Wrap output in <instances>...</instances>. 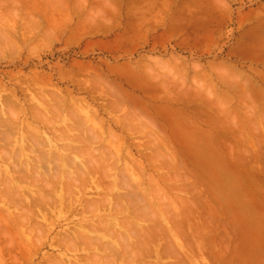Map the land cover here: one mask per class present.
<instances>
[{
    "label": "rangeland",
    "instance_id": "374dc122",
    "mask_svg": "<svg viewBox=\"0 0 264 264\" xmlns=\"http://www.w3.org/2000/svg\"><path fill=\"white\" fill-rule=\"evenodd\" d=\"M9 3L0 6V189L10 192L0 190V264H264V0ZM52 147L68 157L64 168ZM111 218L138 221L125 228L127 249L139 250L125 251L104 225L105 242L74 241L82 225Z\"/></svg>",
    "mask_w": 264,
    "mask_h": 264
},
{
    "label": "bare ground",
    "instance_id": "6f19581e",
    "mask_svg": "<svg viewBox=\"0 0 264 264\" xmlns=\"http://www.w3.org/2000/svg\"><path fill=\"white\" fill-rule=\"evenodd\" d=\"M2 1H5V2L3 3ZM7 1H8V3H9V1L12 2V0H0V3H1V2L3 3V4H0V6H2V5L5 6V5H6L5 3H7ZM16 1H17V0H16ZM32 1H34V0H31V2H32ZM41 1H42V0H41ZM51 1H52V0H51ZM54 1H55V0H54ZM11 2L8 4V6H12V3H11ZM45 2H46V1H45ZM14 3H15V0H14ZM28 3H29V2H28ZM43 3H44V2H43ZM4 4H5V5H4ZM18 5H19V2H18ZM25 5H26V4H25ZM14 7H15V6H14ZM8 8L10 9V7H8ZM19 8H20V7H19ZM14 9H15V8H14ZM2 10H3V9H2ZM6 10H8V9L6 8ZM3 11H5V10H3ZM10 11H11V10H10ZM7 12H8V11H7ZM7 12H6V13H7ZM27 12H28V11H27ZM27 12H26V13H27ZM23 13H24V12H23ZM8 14H9V13H8ZM17 14H18V13H17ZM24 14H25V13H24ZM2 15H3V13H2ZM2 15L0 14L1 17H2ZM4 15H5V14H4ZM15 15H16V14H15ZM28 15H29V14H28ZM8 17H10V15H8ZM14 17H15V16H14ZM24 19H25V18H24ZM6 20H7V19H6ZM0 21H1V20H0ZM2 23H3V22H2ZM8 24H9V23H8ZM0 25H1V24H0ZM6 25H7V24H6ZM0 28H1V26H0ZM262 81H263V80H262ZM237 85H239V82L237 83ZM247 85H248V84H247ZM255 85H256V84H255ZM245 87H246V86H245ZM258 87H259V86H258ZM258 87H257V88H258ZM247 88H248V87H247ZM250 90H251V89H250ZM262 90H263V89H262ZM262 90H261V91H262ZM240 91H241V90H240ZM263 91H264V90H263ZM235 92H237V91H235ZM38 93H40V92H38ZM238 93L241 95L240 92H238ZM258 93H260V92H258ZM263 93H264V92H262V94H263ZM54 95H55V94H54ZM58 95H59V94H58ZM119 95H120V94H119ZM247 95H248V94H247ZM247 95H246V96H247ZM51 96H52V95H51ZM243 96H244V95H243ZM248 96H249V95H248ZM250 96H251V95H250ZM55 97H56V96H55ZM58 97H59V96H58ZM58 97H57V98H58ZM38 98H39V97H38ZM60 98H61V97H60ZM123 98H124V97H123ZM242 98H245V97H242ZM246 98H247V97H246ZM260 98H261V97H260ZM4 99H5V98H4ZM6 99H7V97H6ZM6 99H5V102H6ZM40 99H41V98H40ZM121 99H122V98H121ZM248 99H250V98H248ZM248 99H247V102H248ZM41 100H42V99H41ZM44 100H45V99H44ZM44 100H43V101H44ZM57 100H58V99H57ZM59 101H60V100H59ZM59 101H58V102H59ZM249 101H250V100H249ZM252 101H253V99H252ZM16 102H17V100H16ZM62 102H63V101H62ZM253 102H254V101H253ZM2 103H3V102H2ZM17 103H18V102H17ZM56 103H57V102H56ZM120 103H122V102H120ZM227 103H228V102H227ZM249 103H250V102H249ZM254 103H256V102H254ZM3 104H4V103H3ZM15 104H16V103H15ZM35 104H36V103H35ZM45 104H46V103H45ZM60 104H61V102H60ZM62 104H63V103H62ZM83 104H84V103H83ZM83 104H82V105H83ZM114 104H115V103H114ZM11 105H12V104H11ZM112 105H113V104H112ZM118 105H119V104H118ZM251 105H252V103H251ZM253 105H254V104H253ZM46 106H47V104H46ZM57 106H58V105H57ZM63 106H64V105H63ZM119 106H120V105H119ZM121 106H123V104H122ZM242 106H243V105H242ZM246 106H247V105H246ZM254 106H255V105H254ZM254 106H253V108H254V109H253V113H254V110H255L256 108H258V107H257L258 105L255 106L256 108H255ZM10 107H11V106H10ZM48 107H49V106H48ZM59 107H60V106H59ZM61 107H62V106H61ZM72 107H73V106H72ZM123 107H124V106H123ZM128 107H129V106H128ZM227 107H228V106H227ZM57 108H58V107H57ZM62 108H63V107H62ZM70 108H71V107H70ZM244 108H245V107H244ZM8 109H9V108H8ZM10 109H11V108H10ZM15 109H16V108H15ZM49 109L51 110V108H49ZM238 109H239V108H238ZM12 110H13V109H12ZM23 110H24V109H23ZM23 110H22V111H23ZM41 110H42V109H41ZM67 110H68V109H67ZM74 110H75V109H74ZM247 110H248V109H247ZM263 110H264V107H262V111H261L262 114L259 112V114H260L261 116L264 115V113H263L264 111H263ZM14 111H15V110H14ZM17 111H18V108H17ZM20 111H21V109H20ZM24 111H25V110H24ZM24 111H23V112H24ZM42 111H43V110H42ZM51 111H52V110H51ZM54 111H55V110H54ZM57 111H58V110H57ZM250 111H251V109H250ZM255 111H256V110H255ZM6 112H7V111H6ZM25 112H26V111H25ZM246 112H247V111H246ZM11 113H13V112H11ZM226 113H227V112H226ZM16 114H17V112H16ZM32 114H33V113H32ZM41 114H42V113H41ZM43 115H44V114H43ZM10 116H11V115H10ZM17 116H18V115H17ZM35 116H37V115H35ZM56 116H57V115H56ZM248 116H250V114H249ZM251 116H253V118H251V120L253 119V121H254V119H256V120L258 119L257 116L255 117V115H253V114H252ZM32 117H34V116L32 115ZM38 117H39V116H38ZM41 117H42V116H41ZM44 117H46V116H43V118H44ZM68 117H69V116H68ZM254 117H255V118H254ZM263 117H264V116H263ZM263 117H262L261 120L264 121ZM57 118H58V117H57ZM3 119H4V118H3ZM35 119H36V117H35ZM46 119H47V117H46ZM53 119H55V118H53ZM61 119H62V118H61ZM95 119H96V118H95ZM36 120H37V119H36ZM59 120H60V119H59ZM231 120H232V119H231ZM234 120H235V119H234ZM234 120H233V121H234ZM256 120H255V121H256ZM3 121H4V120H3ZM41 121H42V120H41ZM47 121H48V120H47ZM73 121H74V120H73ZM235 121H236V120H235ZM235 121H234V122H235ZM255 121L252 122L251 127H252V125H254V127H255L254 129L257 130V131H256V130H254V131H255V132H258V131H260L259 128H257V124H258L257 121H258V120H257L256 122H255ZM7 122H9V121L7 120ZM7 122H6V123H7ZM52 122H53V123H56V122H54V121H52ZM42 123H43V122H42ZM44 123L46 124V121H45ZM223 123H224V122H223ZM243 123H244V122H243ZM255 123H256V125H255ZM3 124H4V123H3ZM24 124H25V123H24ZM103 124H104V123H103ZM221 124H222V120H221ZM249 124H250V123H249ZM5 125H7V124H5ZM5 125H2V126L4 127ZM54 125H55V124H54ZM141 125H142V124H141ZM222 125H223V124H222ZM238 125H239V124H238ZM9 126H11V125L9 124ZM78 126H79V125H78ZM139 126H140V125H139ZM263 126H264V124H263ZM127 127H128V126H127ZM258 127H259V126H258ZM129 129H131V128H129ZM136 129H137V128H136ZM8 130H9L8 132H10V129H8ZM50 130H51V129H50ZM110 130H111V129H110ZM251 130L253 131V129H251ZM2 131H3V130H2ZM2 131H0V132H2ZM26 131H28V130H26ZM53 131H55V130L53 129ZM108 131H109V130H108ZM24 132H25V131H24ZM60 132H61V131H60ZM255 132H254V133H255ZM54 133H56V132H54ZM88 133H89V132H88ZM97 133H98V132H97ZM8 134H9V133H8ZM12 134H14V133H12ZM15 134H16V133H15ZM27 134H28V133H27ZM29 134H30V133H29ZM64 134H65V133H64ZM66 134H68V132H67ZM66 134H65V136H66ZM99 134H100V133H99ZM255 134H257V133H255ZM4 135H5V133H4ZM4 135H3V136H4ZM31 135H32V134H31ZM80 135H81V134H80ZM89 135H90V134H89ZM113 135H115V133H113ZM221 135H222V134H221ZM257 135H259L258 137H260V133L257 134ZM29 136H30V135H29ZM33 136H34V135H33ZM58 136H59V135H58ZM78 136H79V134H78ZM78 136L75 135L76 138H77ZM82 136H84V135H82ZM109 136H110V135H109ZM61 137H62V136H60L59 138L61 139ZM67 137H68V138H71V137L73 138V136H71V137L66 136V139H68ZM79 137H81V136H79ZM84 137H85V136H84ZM98 137H100V136H98ZM110 137H111V136H110ZM112 137H113V136H112ZM112 137H111V138H112ZM116 137H117V136H116ZM116 137H115V138H116ZM258 137H256V138H258ZM7 138H8V137H7ZM12 138H13V137H11V139H12ZM59 138H57V139H59ZM81 138H82V140H83V137H81ZM87 138H88V135H87ZM239 138H240V136H239ZM254 138H255V137H254ZM11 139H10V141H11ZM29 139H31V136H30ZM33 139H34V138H33ZM55 139H56V138H55ZM64 139H65V138H64ZM78 139H80V138H78ZM258 139H259V138H258ZM4 140H5V139H4ZM6 140H7V139H6ZM61 140H62V139H61ZM113 140H114V138H113ZM243 140H244V139H243ZM247 140H248V139H247ZM249 140H250V138H249ZM253 140H254V139H253ZM7 141H8V140H7ZM7 141H6V142H7ZM30 141H31V140H30ZM64 141H65V140H64ZM69 141H71V140L69 139ZM86 141H88V139H86V140L84 139V142H86ZM244 141H245V140H244ZM255 141H256V139H255ZM259 141H261V137H260L259 140L256 141L258 145H260V143H258ZM12 142H13V141H12ZM31 142H33V141H31ZM45 142H46V141H45ZM72 142H73V140H72ZM74 142H75V141H74ZM76 142H78V141L76 140ZM88 142H91V141H88ZM168 142H169V141H168ZM247 142H248V141H247ZM10 143H11V142H10ZM36 143H37V142H36ZM78 143H80V142H78ZM97 143H98V142H97ZM249 143H250V142H249ZM83 144H84V143H83ZM89 144H90V143H89ZM92 144H93V142H92ZM257 144H256V145H257ZM5 145H6V144H5ZM27 145H28V144H27ZM67 145H68V144H67ZM70 145L73 146V144H70ZM70 145H68V146L66 147V148H68L69 150L71 149V148H70V147H71ZM258 145H257V146H258ZM261 145H262V146L264 145L262 141H261ZM47 146H48V145H47ZM62 146H63V145H62ZM69 146H70V147H69ZM101 146H102V145H101ZM106 146H107V145H106ZM7 147H8V146H7ZM64 147H65V145H64ZM79 147H80V146H79ZM87 147H88V146H87ZM89 147H92V146H89ZM42 148H43V146H42ZM52 148H53V147H52ZM54 148H55V146H54ZM54 148H53V150H54L55 153H56V155H54L55 157H54V156L50 157V155H49L50 152L47 153V152H45V151L41 152V153L43 154V156H42V155H40V156H42L43 158H44V157L46 158V157H48V155H49L50 159H53L54 162H57V160H54V159H56V158L59 157V158H58V161H59V160L62 159L63 157L60 158V156L57 155V149H54ZM66 148H65V149L62 148V151H59V150H58V152H61V153H60L61 156L63 155L62 153L64 152V150H66ZM96 148H97V147H96ZM256 148H257V147H256ZM9 149H10V148H9ZM9 149H8V148L6 149V150H7V153H8V150H9ZM11 149H12V148H11ZM19 149H20V148H19ZM43 149H44V148H43ZM63 149H64V150H63ZM72 149H74V148L72 147ZM72 149H71V150H72ZM4 150H5V149H4ZM28 150H30V147H29ZM32 150H33V149H32ZM32 150H31V151H32ZM40 150H41V148H40ZM98 150H99V148H98ZM105 150H106V148H105ZM107 150H108V148H107ZM113 150H114V149H113ZM2 151H3V150H2ZM31 151H30V152H31ZM50 151H51V149H50ZM80 151H81V150H80ZM84 151H85V150H84ZM84 151H83V153H84V155H86ZM95 151H96V150H95ZM35 152H36V151H35ZM65 152H66V151H65ZM65 152H64V153H65ZM74 152H75V150H73L72 153H74ZM78 152H79V151H78ZM105 152H106V151H105ZM112 152H113V151H112ZM251 152H252V151H251ZM258 152H259V151H258ZM263 152H264V151H263ZM2 153H3V152H2ZM5 153H6V152H5ZM44 153H45L46 155H47V154H48V155L46 156ZM52 153H54V152H52ZM55 153H54V154H55ZM18 154H19V152H18ZM94 154H96V153H94ZM114 154H115V153H114ZM128 154H129V153H128ZM128 154H127V155H128ZM244 154H245V153H244ZM251 154H252V153H251ZM9 155H10V154H9ZM44 155H45V156H44ZM64 155H65V154H64ZM67 155H68V154L66 153V156H67ZM77 155H78V154H77ZM79 155H80V154H79ZM261 155H262V153H261ZM263 155H264V153H263ZM263 155H262V156H263ZM14 156L16 157L15 154H14ZM19 156H20V155H19ZM57 156H58V157H57ZM80 156H81V155H80ZM82 156H83V155H82ZM86 156H90V155L87 154ZM110 156H112V155L110 154ZM247 156H248V155H247ZM49 157H48V160H50ZM97 157H98V156H97ZM107 157H108V156H107ZM3 158H4V157H3ZM43 158L40 157L41 160H46V161H47V159H45V158L43 159ZM67 158H68V157H67ZM67 158H66V159H67ZM89 158H90V157H89ZM95 158H96V157H95ZM95 158H94V159H95ZM126 158H127V157H126ZM36 159H38V158H36ZM36 159H35V160H36ZM66 159H64V162H67V161H65ZM91 159H92V158H91ZM128 159H129V158H128ZM32 160H33V159H32ZM38 160H39V159H38ZM62 160H63V159H62ZM67 160H68V159H67ZM70 160H71V159H70ZM87 160H88V159H87ZM253 160H254V159H253ZM257 160H258V158H257ZM17 161H18V160H17ZM33 161H34V160H33ZM46 161H43V162L40 161V163L42 162V164H43V163L46 162ZM53 161H51V162L53 163ZM92 161H93V160H92ZM116 161H117V159H116ZM130 161H131V160H130ZM254 161H255V160H254ZM263 161H264V160H263ZM25 162H26V161H25ZM62 162H63V161H62ZM62 162H61V160L59 161L60 166L63 165V164H61ZM64 162H63V163H64ZM68 162H69V161H68ZM93 162H94V161H93ZM105 162H106V160H105ZM256 162H257V161H256ZM259 162H260V160H259ZM46 163H47V162H46ZM70 163H71V162H70ZM72 163H73V162H72ZM98 163H99V161H98ZM55 164H56V163H55ZM66 164H67V163H66ZM88 164H90V162H88ZM106 164H107V163H106ZM116 164H118V163H116ZM116 164H115V166H117ZM262 164H263V163H262ZM12 165H13V164H12ZM15 165H16V164H15ZM23 165H24V164H23ZM85 165H87V164L85 163ZM92 165H93V164H92ZM260 165H261V164H260ZM60 166H59V167H60ZM65 166H67V165H65ZM80 166H81V165H80ZM95 166L97 167V166H99V165L96 164ZM102 166H103V165H102ZM104 166L106 167V165H104ZM109 166H110V165H109ZM113 166H114V165H113ZM26 167H27V166L25 165V168H26ZM32 167H33V165H32ZM32 167H31V169H32ZM37 167H38V166H37ZM46 167H47V166H46ZM99 167H101V165H100ZM107 167H108V166H107ZM17 168H18V167H17ZM44 168H45V167H44ZM63 168H64V165H63ZM73 168H74V167H73ZM87 168H88V170H89V169H90V170L92 169L93 171L95 170V168H91V167H89V166H87L86 168H81L82 172H84V173L81 172V173H82V174H81L82 176H84V175L86 174V173H85V170H86ZM101 168H103V167H101ZM111 168H113V167H111ZM22 169H23V168H22ZM57 169H58V168H57ZM66 169H67V168H66ZM83 169H84V170H83ZM97 169H98V168H97ZM99 169H100V168H99ZM106 169H107V168H106ZM106 169H105V170H106ZM108 169H109V168H108ZM108 169H107V170H108ZM142 169H143V168H142ZM24 170H25V169H24ZM88 170H87V171H88ZM90 170H89V171H90ZM92 170L89 172V174H91V173L93 172ZM105 170L103 169L104 172H105ZM107 170H106V171H107ZM109 170H111V169H109ZM120 170H121V169H120ZM21 171H22V170H21ZM30 171H31V170H30ZM34 171H35V170H34ZM34 171H31V172L34 173ZM54 171H55V170H54ZM58 171H59V170H58ZM75 171H76V170H75ZM75 171H74V172H75ZM97 171H99V170H97ZM18 172H20V171H18ZM24 172H25V171H24ZM59 172H61V171H59ZM67 172H68V171H67ZM94 172L96 173V170H95ZM94 172H93V173H94ZM100 172H101V171H100ZM104 172H102V173H104ZM123 172H124V171H123ZM123 172H121V173L123 174ZM25 173H26V172H25ZM87 173H88V172H87ZM102 173H101V174H102ZM105 173H106V172H105ZM20 174H21V175H24V174H22V172H20ZM76 174H77V173H76ZM83 174H84V175H83ZM98 174H99V173H98ZM26 175L28 176V174H26ZM34 175H35V173H34ZM36 175H37V174H36ZM38 175H39V174H38ZM38 175H37V176H38ZM92 175H93V174H92ZM99 175H100V174H99ZM105 175H106V174H105ZM124 175H125V174H124ZM31 176H32V175H31ZM44 176H45V175H44ZM47 176H48V175H47ZM50 176H51V175H50ZM82 176L80 177V180H81ZM103 176H104V174H103ZM18 177H19V176H18ZM22 177H24V176H22ZM41 177H42V175H41ZM53 177H54V176H53ZM67 177H68V176H66V178H67ZM84 177H85V178L87 177V179H89L88 177H90V176L87 174V175H85ZM94 177H95V176H94ZM44 178H45V177H44ZM44 178H43V179H44ZM51 178H52V177H51ZM51 178H50V179H51ZM57 178H58V177H57ZM60 178H63V175H62ZM168 178H169V177H168ZM18 179H19V178H18ZM20 179H21V177H20ZM27 179H28V178H27ZM38 179H39V178H38ZM43 179H41V180H43ZM53 179L55 180V177H54ZM73 179H75V177H74ZM73 179H72V180H73ZM78 179H79V178H78ZM22 180H23V179H22ZM22 180H21V181H22ZM34 180H35V178H34ZM34 180H33V181H34ZM45 180H46V179H45ZM59 180H61V179H59ZM59 180L57 179V181H55V182H58ZM66 180H68V178H67ZM75 180L77 181V179H75ZM100 180H101V182H102V179H101V178H100ZM104 180H105V179H104ZM104 180H103V181H104ZM1 181H2V180H1ZM10 181H11V180H10ZM37 181H38V180H37ZM50 181H51V180H50ZM70 181H71V180H70ZM78 181H79V180H78ZM86 181H87V180H86ZM106 181H107V179H106ZM2 182H3V181H2ZM24 182H25V180H24ZM24 182H23V183H24ZM61 182H62V181H61ZM82 182H83V181L81 180V183H82ZM101 182H99V183H101ZM123 182H124V181H123ZM125 182H126V181H125ZM150 182H151V181H150ZM0 183H1V182H0ZM4 183H5V182H4ZM26 183H27V181H26ZM37 183H38V182H36V184H37ZM44 183H45V182H44ZM58 183H59V182H58ZM65 183H66V182H65ZM73 183L77 184L76 182H73ZM83 183H84V182H83ZM90 183H91V182H90ZM7 184H9V182H8ZM32 184H34V182H33ZM48 184H49V186H50V183H48V182H47L46 186L49 188ZM53 184H54V183L52 182V185H53ZM55 184H56V183H55ZM55 184H54V185H55ZM61 184H62V183H61ZM67 184H68V183H67ZM69 184H70V183H69ZM75 184H73V185H75ZM79 184H80V182H79ZM79 184H78V185H79ZM108 184H109V185H108ZM108 184H107V185H108L109 187H111V185H112L113 183H112L111 185H110V183H108ZM151 184H153V183L151 182ZM9 185H10V184H9ZM42 185H43V184H42ZM62 185H64V184H62ZM80 185H81V184H80ZM107 185H106V187H108ZM153 185H154V184H153ZM46 186L44 185V187H46ZM64 186L66 187V185H64ZM67 186H68V185H67ZM69 186H70V185H69ZM104 186H105V185H104ZM129 186H130V185H129ZM134 186H135V185H134ZM134 186H133L132 188H135ZM62 187H63V186H62ZM121 187H122V186H121ZM155 187H158V186L156 185V186H154V188H155ZM5 188H6V187H5ZM16 188H17V187H16ZM42 188H43V187H42ZM50 188H51V187H50ZM50 188H49V189H50ZM59 188H60V187H59ZM92 188H93V187H92ZM6 189H7V188H6ZM49 189H46V190H49ZM57 189H58V186H57ZM105 189H106V188H105ZM105 189H104V190H105ZM121 189H122V188H121ZM123 189H126V188H124V186H123ZM155 189H157V188H155ZM0 190H4V192H5V189H0ZM9 190H10V189H9ZM50 190H51V189H50ZM65 190H66V188H65ZM84 190H85V189H84ZM106 190H107V189H106ZM109 190L112 191L111 188H109ZM153 190H154V189H153ZM16 191H17V190H16ZM51 191H52V190H51ZM66 191H67V190H66ZM81 191L83 192V190H81ZM155 191H156V190H155ZM155 191H154V192H155ZM2 192H3V191H2ZM8 192H9V191H8ZM8 192L6 191V192H5V195H6V193H8ZM13 192H14V191H13ZM21 192H22V191H21ZM35 192H36V191H35ZM43 192H44V191H43ZM49 192H50V191H49ZM69 192H72V191H69ZM69 192H68V194H69ZM26 193H27V192H26ZM37 193H38V192H37ZM44 193H45V192H44ZM74 193H75V192H74ZM109 193H110V192H109ZM109 193H108V194H109ZM112 193H113V192H112ZM112 193H110V194H112ZM132 193H133V192H132ZM139 193H141V192H139ZM161 193H162V192H161ZM9 194H10V192H9ZM19 194H20V192H19ZM27 194H28V193H27ZM39 194H40V192H39ZM50 194H51V192H50ZM63 194H64V193H63ZM63 194H62V196H63ZM68 194L66 195L67 197H68ZM77 194H78V193H77ZM96 194H97V193H96ZM100 194H101V193H100ZM110 194H109V195H110ZM116 194H117V193H116ZM122 194H123V193H122ZM129 194H131V193H129ZM51 195H52V194H51ZM109 195H108V196H109ZM114 195H115V194H114ZM117 195H118V194H117ZM117 195H116V196H117ZM125 195H126V194H125ZM3 196H4V194H3ZM6 196H7V195H6ZM8 196H9V195H8ZM8 196H7V197H8ZM17 196H18V195H17ZM27 196H28V195H27ZM58 196H59V195H58ZM64 196H65V194H64ZM66 196H65V197H66ZM71 196H73V195H71ZM106 196H107V195H106ZM106 196H105V197H106ZM164 196H165V195H164ZM168 196H169V195H168ZM7 197H5V198H7ZM40 197L43 198V196H41V195H40ZM40 197L36 196V198H40ZM65 197H64V198H65ZM102 197H103V196H102ZM114 197H115V196H114ZM123 197L128 198L127 195H126V196L123 195ZM140 197H141V196L139 195V198H140ZM1 198H2V197H1ZM3 198H4V197H3ZM58 198H59V197H58ZM126 198H125V199H126ZM129 198H131V196H130ZM141 198H142V197H141ZM163 198H165V197H163ZM7 199H8V198H7ZM12 199H14V198H12ZM43 199H44V198H43ZM106 199H107V198H106ZM10 200H11V199H10ZM38 200H39V199H38ZM54 200H56V199L54 198L53 201H54ZM65 200H66V199H65ZM65 200H64V202H65ZM94 200H95V199H94ZM103 200H105V199H103ZM103 200H102L101 202H103ZM118 200H119V199H118ZM120 200H121V199H120ZM129 200H130V199H129ZM133 200L136 201V199H134V198H133ZM137 200H138V198H137ZM159 200H160V199H159ZM17 201H18V200H17ZM34 201H35V200H34ZM36 201H37V200H36ZM42 201L45 202L46 200H45V201L42 200ZM47 201H48V204L52 202L51 200H50L51 202H49V200H47ZM60 201H61V200H60ZM99 201H100V200H99ZM135 201H134V202H135ZM10 202H11V201H10ZM13 202H14V201H13ZM20 202H21V201H20ZM20 202H17V203H20ZM69 202H70V200H69ZM72 202H74V201L72 200ZM97 202H98V201H97ZM105 202H106V201H105ZM127 202H128V201H127ZM132 202H133V201H132ZM132 202H131V204H132ZM138 202H139V201H138ZM143 202H144V201H143ZM17 203H16V204H17ZM35 203H36V202H35ZM89 203H90V202H89ZM89 203H88V204H89ZM98 203H99V202H98ZM107 203H109L108 200H107ZM14 204H15V203H14ZM40 204H41V203H40ZM45 204H46V202H45ZM68 204H69V203H68ZM88 204H87V205H88ZM93 204H94V207L99 206L97 203H96V204L93 203ZM93 204H89V205H91V206L93 207ZM119 204H121V203H119ZM139 204H140V203H139ZM142 204H144V203H142ZM145 204H146V203H145ZM18 205H19V204H18ZM18 205H16V206H18ZM49 205H50V204H49ZM66 205H67V204H66ZM85 205H86V204H85ZM89 205H88V206H89ZM102 205H103V204H102ZM104 205L106 206L107 204H104ZM122 205H123V204H122ZM134 205H137V203L133 204V206H134ZM21 206H22V205H21ZM37 206H38V204H37ZM64 206H65V205H64ZM68 206H69V205H68ZM115 206H116V204L113 206V208H115ZM140 206H141V205H140ZM142 206H143V205H142ZM22 207H23V206H22ZM31 207H33V206H31ZM34 207H35V206H34ZM43 207H45V206H43ZM43 207H42V209H43ZM85 207H86V206H85ZM94 207H93V211L95 212V210H94L95 208H94ZM122 207H124V206H122ZM122 207H120V209H122ZM56 208H57V207H56ZM116 208H118V206H117ZM132 208H133V207H132ZM142 208H143V210H144V209H146V206H145V208H144V206H143ZM166 208L168 209V207H166ZM26 209H27V208H26ZM26 209L23 208V210H26ZM36 209H37V208H36ZM40 209H41V208H40ZM46 209H47V207H46ZM46 209H45V210H46ZM66 209H67V207H66ZM85 209H86V208H85ZM88 209H89V207H88ZM90 209H91V208H90ZM118 209H119V208H118ZM118 209H117V211H119ZM130 209H131V208H130ZM147 209H148V207H147ZM27 210H28V209H27ZM68 210H69V209H68ZM70 210H71V209H70ZM139 210H141V208H140ZM139 210H138V211H139ZM148 210H149V209H148ZM5 211H6V210H5ZM28 211H30V210H28ZM31 211H32V210H31ZM76 211H77V210H76ZM82 211H83V210H82ZM87 211H88V210H87ZM90 211H91V210H90ZM93 211H92V212H93ZM120 211H121V210H120ZM125 211H126V210H125ZM141 211H142V210H141ZM45 212H46V211H45ZM71 212H72V211H71ZM110 212H111V211H110ZM145 212H146V211H145ZM5 213H6V212H5ZM14 213H15V212H14ZM29 213H30V212H29ZM31 213H32V212H31ZM34 213L37 214L36 212H34ZM34 213H33V214H34ZM78 213H79V212H78ZM81 213H82V212H81ZM83 213H84V212H83ZM85 213H86V210H85ZM89 213H90V212H89ZM132 213H133V212H132ZM136 213H137V210H136ZM136 213H135V214H136ZM154 213H155V212H154ZM33 214H32V215H33ZM35 214H34V215H35ZM145 214H146V213H145ZM150 214H151V213H150ZM165 214H166V213H165ZM15 215H16V214H15ZM20 215H21V214H20ZM22 215H23V214H22ZM108 215L110 216V214H108ZM142 215H143V214H142ZM142 215H140V216L143 217L144 215H143V216H142ZM6 216H8V215H6ZM17 216H18V215H17ZM80 216H81V215H80ZM131 216H132V215H131ZM155 216H156V215H155ZM9 217H10V216H9ZM18 217H19V216H18ZM23 217H25V214L23 215ZM27 217H28V216L26 215V218H27ZM30 217L32 218V216H30ZM39 217H40V216H39ZM148 217H149V216H148ZM15 218H16V217H15ZM33 218H34V217H33ZM33 218H32V220H33ZM103 218H106V217H103ZM146 218H147V217H146ZM12 219H13V218H12ZM22 219H23V221H24L25 218H22ZM34 219H35V218H34ZM48 219H49V218H48ZM84 219H85V217H84ZM84 219H83V220H84ZM120 219H121V218H120ZM124 219H125V218H124ZM153 219L155 220V218H153ZM20 220H21V219H20ZM27 220H28V218H27ZM116 220H117V219H116ZM126 220H127V219H125V222H126ZM146 220H147V219H146ZM10 221H11V219H10ZM15 221L17 222V220H15ZM15 221H13V222H15ZM25 221H26V220H25ZM25 221H24V222H25ZM28 221H29V220H28ZM28 221H27V222H28ZM33 221H34V220H33ZM54 221H55V220H54ZM109 221H110V223H109ZM109 221H107V219H105V221H104V219H100L98 222L96 221L97 223H92V224H90V225H86V226H85V225H84V226L82 225V228L80 227V229L75 230V233H74L75 240H74V241L77 242L76 239H79V240L81 241V240L90 239V238H92V237H93L92 239H94V238H95V239H98L97 241L100 240V237H102L101 239L104 240L105 238H103V236H104V234H106V232L109 233V231H110L111 229H113V230L116 229L115 232L117 233V235H119L118 233H120V235H122V237H123V241H124L125 244H124V246H122V247H124V249H125V245H126V243L128 242V241H127V238L130 237L131 235H129V234L132 233V232L129 233V232H128L129 230H128L127 228H125V227H127V224H129V223H127V224L125 225L124 223H120V222H119L120 220H118V221L115 222V220L112 219V218L109 219ZM113 221H114L115 223H112ZM123 221H124V220H123ZM18 222H19V221H18ZM31 222H32V221H31ZM49 222H50V220H49ZM55 222H56V221H55ZM127 222H128V221H127ZM130 222H131V224H132L133 227H134L135 225H137V223H138V221H133V222L130 221ZM19 223H21V222H19ZM99 223H100V224H99ZM25 224L27 225L28 223L25 222V223H23L22 225H25ZM33 224H34V223H33ZM35 224H37V223L35 222ZM108 224H110V225H108ZM112 224H113V225H112ZM123 224H124V225H123ZM131 224H129V226H130ZM26 225H25V226H26ZM45 225H46V224H45ZM103 225H104V226H103ZM38 226H39V225H38ZM38 226H37V227H38ZM101 226L104 227V229H102L104 234H103L102 231H101ZM109 226H111V229L108 231ZM129 226H128V227H129ZM0 227H1V226H0ZM16 227H17V226H16ZM18 227H19V226H18ZM37 227H36V230H37ZM103 227H102V228H103ZM106 227H107V228H106ZM29 228H30V227H29ZM31 228H34V229H35L34 225H33V227H31ZM38 228H39V227H38ZM40 228H41V227H40ZM40 228H39V229H40ZM129 228H130V227H129ZM145 228H146V227H145ZM1 229H2V228H1ZM5 229H6V228H5ZM46 229H47V228H46ZM13 230H14V229H13ZM13 230H12V231H13ZM18 230H20V229H18ZM71 230H72V229H71ZM146 230H147V229H146ZM152 230H153V228H152ZM177 230H178V229H177ZM14 231H15V230H14ZM16 231H17V230H16ZM28 231H29V229H28ZM28 231H27V232H28ZM37 231L39 232V230H37ZM66 231H67V230H66ZM135 231H136V230H135ZM135 231H134V233H135ZM147 231H148V230H147ZM4 232H5V231H4ZM4 232H3V233H4ZM18 232H20V231H18ZM41 232L44 233L43 231H41ZM112 232H113V231H112ZM121 232H122V233H121ZM127 232H128V233H127ZM3 233H0V239H1V236H2ZM5 233L8 234V231H6ZM12 233H13V232H12ZM20 233H21V232H20ZM25 233H26V232H25ZM31 233H32V231H31ZM39 233H40V232H39ZM100 233L103 234V235H101V236L98 237V235H99ZM108 233H107V234H108ZM113 233H114V232H113ZM6 234H4L5 236H4V235H3V236L6 237ZM28 234H29V233H28ZM110 234H111V233H109V236H115V234H113V235H110ZM138 234H139V233H138ZM13 235H14V234H13ZM35 235H37V233H36ZM63 235H64V234H63ZM71 235H72V234H71ZM135 235H136V234H135ZM135 235H134V236H135ZM139 235H140V234H139ZM3 236H2V237H3ZM21 236H22V235H21ZM38 236H41V235H38ZM94 236H95V237H94ZM105 236H106V235H105ZM11 237H12V236H11ZM42 237H43V236H42ZM44 237H45V235H44ZM66 237H67V236H66ZM106 237H107V236H106ZM143 237H144V236H143ZM158 237H159V236H158ZM6 238H8V235H7ZM12 238H13V237H12ZM22 238H24V236H23ZM22 238H21V239H22ZM28 238H29V237H28ZM33 238H34V237H33ZM67 238H68V237H67ZM110 238H111V237H110ZM130 238H131V237H130ZM135 238H136V237H135ZM137 238H138V237H137ZM9 239H10V237H9ZM131 239H132V238H131ZM138 239H139V238H138ZM160 239H161V238H160ZM13 240H14V239H12V240H10V241H13ZM19 240H20V239H19ZM39 240H41V239H39ZM69 240H71V239H68V241H69ZM79 240H78V241H79ZM103 240H100V241L98 242V245H99V243H100L101 241H103ZM106 240H107V238H106ZM106 240H104V242H105ZM125 240H126V241H125ZM128 240H129V239H128ZM3 241H4V240H3ZM8 241H9V240H8ZM10 241H9V243H10ZM17 241H18V240H17ZM58 241H60V240H58ZM71 241H72V240H71ZM90 241H91V239H90ZM112 241H113V240H111L110 242H111L112 244H114L115 248H116V247H119L118 249H120L121 246H120V244L117 243V240H116L115 243H114V241H113V242H112ZM120 241H121V240H120ZM131 241H132V240H131ZM150 241H151V240H150ZM5 242H6V241H5ZM5 242H4V243H5ZM37 242H38V241H37ZM61 242H62V240H61ZM63 242H65V241L63 240ZM63 242H62V243H63ZM76 242H73V241H72L71 243L74 244V243H76ZM118 242H119V241H118ZM129 242H130V241H129ZM129 242H128V243H129ZM136 242H137V240L135 241V239H134V244H135ZM153 242H154V241H153ZM168 242H169V241H168ZM21 243H22V242H21ZM59 243H60V242H59ZM101 243H102V242H101ZM101 243H100V244H101ZM116 243H117V245H115ZM122 243H123V242H122ZM128 243H127V245H126V249H125V251H126V250L129 251V250H128V249H129L128 247H129V245H130L131 243H130L129 245H128ZM132 243H133V242H132ZM0 244H3V243L1 242ZM5 244H6V243H5ZM26 244H27V243H26ZM65 244H67V243H65ZM65 244H64V245H63V244H60V247H61V245L65 246ZM69 244H70V243H69ZM73 244H72V245H73ZM88 244H89V243H88ZM92 244L95 245L94 243H92ZM134 244H132V246H133ZM136 244H137V243H136ZM139 244H140V243H139ZM143 244L146 245L145 242H143ZM143 244H142V245H143ZM149 244H150V242H149ZM3 245H4V244H3ZM58 245H59V244H58ZM93 245H88V246H89V248H92V247H90V246H93ZM121 245H123V244H121ZM1 246H2V245H1ZM40 246H41V245H40ZM103 246L106 248V245H103ZM134 246H135V245H134ZM134 246H133V249L135 248V249H134L135 251H136V248L139 250V247H138L139 245H138L137 247H136V246L134 247ZM155 246H156V245H155ZM5 247H6V246H5ZM8 247H9V246H7V249H6V250H8ZM99 247H100V246L93 247V248H99ZM107 247H108V246H107ZM141 247H142V246H141ZM22 248H23V247H22ZM70 248H71V247H70ZM93 248H92V249H93ZM105 248H104V249H105ZM108 248L110 249V248H112V246H111V247L109 246ZM113 248H114V247H113ZM115 248L113 249V251H115ZM127 248H128V249H127ZM130 248H131V247H130ZM142 248H143V247H142ZM167 248H168V247H167ZM169 248H170V247H169ZM9 249H10V248H9ZM92 249H90V250H92ZM116 249H117V248H116ZM121 249H122V248H121ZM143 249H144V248H143ZM3 250L5 251L4 247H3ZM11 250H13V249L11 248ZM23 250H24V249H23ZM94 250H95V249H94ZM94 250H93V252H94ZM97 250H98V249H97ZM107 250H108V249H107ZM107 250H106V251H107ZM134 250L131 249L130 251H134ZM147 250H148V248H147ZM149 250H150V246H149ZM169 250H170V249H169ZM72 251H74V250H72ZM75 251H76V250H75ZM95 251H96V250H95ZM121 251L123 252V249H122ZM125 251H124V252H125ZM130 251H129V252H130ZM5 252H6V251H5ZM104 252H105V250H104ZM115 252H116V254H117V253L119 252V250H118V251L116 250ZM140 252H141V251H140ZM11 253H12V252H11ZM107 253H108V252H107ZM109 253H110V252H109ZM125 253H126V252H125ZM133 253H134V252H133ZM135 253H136V252H135ZM137 253H138V252H137ZM137 253H136V254H137ZM151 253H154V252L152 251ZM161 253H162V252H161ZM169 253H170V252H169ZM6 254H9V252L6 253ZM12 254H13V253H12ZM116 254H115V255H116ZM119 254H120V252H119ZM119 254H118V255H119ZM122 254H123V253H122ZM122 254H120V255H122ZM127 254H128V253H127ZM127 254H126V255H127ZM129 254H130V256L132 255V253H129ZM143 254H144V253H143ZM92 255H93V254H92ZM108 255H110V254H108ZM123 255H124V254H123ZM151 255H152V254H151ZM164 255H165V254H164ZM78 256H79V255H78ZM82 256L84 257V255H82ZM90 256H91V255H90ZM97 256H98V255H97ZM130 256H129V258L131 259ZM134 256H135V254H134ZM134 256L132 255V257H134ZM86 257H87V256H86ZM86 257H85V258H86ZM104 257H105V262H106V263H108V262H110V261L112 260L111 257H110V258H109L108 256H104ZM112 257H113V256H112ZM116 257H117V255H116ZM120 257H121V256H120ZM120 257H119V258H120ZM141 257H142V256H141ZM155 257H156V256H155ZM11 258H12V257H11ZM16 258H17V257H16ZM57 258H58V257H57ZM129 258H127V259H125V260L127 261ZM134 258H135V257H134ZM51 259H52V257H51ZM81 259H82V258H81ZM88 259H89V258H88ZM97 259H98V258H97ZM121 259H122V258H121ZM140 259H142V258H140ZM143 259H144V258H143ZM8 260H9V259H8ZM8 260H7V261H8ZM16 260H17V259H16ZM65 260H66V262H67V259H65ZM103 260H104V259H103ZM117 260H120V259L117 258ZM132 260H133V258H132ZM14 261H15V258H14ZM19 261H21V260H19ZM19 261H18V262H19ZM54 261H55V260H54ZM54 261H53V263H54ZM57 261H58V260H57ZM57 261H55V263H56ZM91 261H92V260H91ZM96 261H97V260H96ZM129 261H130V260H129ZM139 261H140V260H139ZM143 261H144V260H143ZM58 262H59V261H58ZM127 262H128V261H127ZM141 262H142V261H141ZM13 263L15 264L16 262H13ZM46 263H48V261H47ZM62 263H63V262H62ZM75 263H76V262H75ZM125 263H126V262H125ZM19 264H20V263H19ZM72 264H74V263H72ZM79 264H81V263H79ZM82 264H84V263H82ZM145 264H146V263H145ZM148 264H150V263H148ZM151 264H152V263H151Z\"/></svg>",
    "mask_w": 264,
    "mask_h": 264
}]
</instances>
